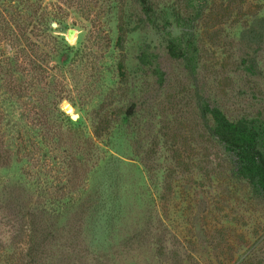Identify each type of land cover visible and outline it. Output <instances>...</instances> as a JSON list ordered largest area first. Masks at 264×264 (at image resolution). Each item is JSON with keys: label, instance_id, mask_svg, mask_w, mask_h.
I'll use <instances>...</instances> for the list:
<instances>
[{"label": "rangeland", "instance_id": "obj_1", "mask_svg": "<svg viewBox=\"0 0 264 264\" xmlns=\"http://www.w3.org/2000/svg\"><path fill=\"white\" fill-rule=\"evenodd\" d=\"M149 1L0 0L43 74L0 30V78L28 88L0 97V264L33 232L39 264H264V196L201 111L264 128V0ZM191 32L195 73L168 50Z\"/></svg>", "mask_w": 264, "mask_h": 264}, {"label": "trees", "instance_id": "obj_2", "mask_svg": "<svg viewBox=\"0 0 264 264\" xmlns=\"http://www.w3.org/2000/svg\"><path fill=\"white\" fill-rule=\"evenodd\" d=\"M187 1L190 5H198V8L196 9L198 12H201L203 0ZM141 7L143 14L149 17L152 12L150 1L141 0ZM6 25L7 27H4L3 29L0 26V30L5 31L8 34V38L12 41V48L19 51L23 57H27L30 60L33 65V68L29 70L31 78L33 79L37 74H39V76L43 75L41 70L42 66L39 64L40 59H38L37 56L27 54V46L24 42L29 41L28 35L34 33L32 32L34 30L19 25L17 22H14L13 24L9 22ZM33 29H35V26ZM189 33L190 32H188V34ZM194 37V33L191 32L189 38L190 42L186 46H183L181 39L173 38L169 41L168 46L169 54L174 59L182 60L190 73H195L196 71L194 57L191 55ZM122 41L123 38L120 36L117 41L119 47H121ZM143 55H141L139 59L142 64L145 65L146 62ZM13 60L14 59H10L9 61L13 62ZM120 69L121 75L124 76V66L122 64L120 65ZM1 70H3V68H1ZM2 73L3 77L0 78V82L4 83V80L7 81L6 91L0 92V97H3L4 102L8 100L6 99L9 98L8 96L12 98L18 97L23 91L28 90L26 82H22L24 86L18 84L13 68L10 69V71L3 70ZM29 86H34V80H30ZM201 111L203 118L207 121L206 125L210 135L231 158L234 165L235 175L238 178L247 181L257 193L264 196V128L258 126L253 120L246 117L236 120L230 119L221 108L210 105L208 101H205L204 104L201 105ZM39 120L41 121V119ZM102 131V127L97 128L95 133L96 136L102 137ZM30 244L29 252L27 254V264H39L40 242L38 241L36 232H33L31 235ZM3 246L4 245L1 244L0 248Z\"/></svg>", "mask_w": 264, "mask_h": 264}, {"label": "water", "instance_id": "obj_3", "mask_svg": "<svg viewBox=\"0 0 264 264\" xmlns=\"http://www.w3.org/2000/svg\"><path fill=\"white\" fill-rule=\"evenodd\" d=\"M69 38H73L72 31L69 33Z\"/></svg>", "mask_w": 264, "mask_h": 264}, {"label": "bare ground", "instance_id": "obj_4", "mask_svg": "<svg viewBox=\"0 0 264 264\" xmlns=\"http://www.w3.org/2000/svg\"><path fill=\"white\" fill-rule=\"evenodd\" d=\"M72 36H73V32H72Z\"/></svg>", "mask_w": 264, "mask_h": 264}]
</instances>
